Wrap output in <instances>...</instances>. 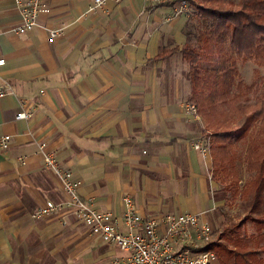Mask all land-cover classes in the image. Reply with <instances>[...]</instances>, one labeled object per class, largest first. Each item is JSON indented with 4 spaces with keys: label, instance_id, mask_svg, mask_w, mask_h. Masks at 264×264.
<instances>
[{
    "label": "crops",
    "instance_id": "0c3cea01",
    "mask_svg": "<svg viewBox=\"0 0 264 264\" xmlns=\"http://www.w3.org/2000/svg\"><path fill=\"white\" fill-rule=\"evenodd\" d=\"M91 2L43 0L38 24L19 34L14 2L0 0V85L13 90L0 97V137L9 135L0 144V264H125V251L71 213L32 216L45 200L63 198L37 152L41 141L100 210L120 216L129 194L143 216L198 214L212 240L229 223L209 156L193 147L204 124L185 108L187 66L178 52L156 58L183 46L187 16L167 20L171 5L143 0L90 11ZM18 99L30 118H14Z\"/></svg>",
    "mask_w": 264,
    "mask_h": 264
},
{
    "label": "trees",
    "instance_id": "16d2710c",
    "mask_svg": "<svg viewBox=\"0 0 264 264\" xmlns=\"http://www.w3.org/2000/svg\"><path fill=\"white\" fill-rule=\"evenodd\" d=\"M188 1L185 43L161 48L156 58L178 52L187 66V101L209 138L212 181L239 185L235 162L238 146H244L241 194L252 193L247 215L222 228L205 248L220 264H264V0ZM250 222L253 233L247 235Z\"/></svg>",
    "mask_w": 264,
    "mask_h": 264
},
{
    "label": "built area",
    "instance_id": "2783aa9c",
    "mask_svg": "<svg viewBox=\"0 0 264 264\" xmlns=\"http://www.w3.org/2000/svg\"><path fill=\"white\" fill-rule=\"evenodd\" d=\"M19 12V20L13 26L15 33H24L38 24V16L44 10L43 0H12ZM107 1L118 3L121 0H92L89 10L102 8ZM152 5H171L172 15L167 20L191 12L188 0H143ZM51 36L59 33L58 29L49 31ZM5 62L0 58V65ZM13 93L8 85H0V97ZM19 109L15 119H28L32 111L28 110L23 99H18ZM187 111L197 119L199 115L193 103H185ZM9 140V135L0 137L3 146ZM194 149L203 157L209 155L208 138L202 137L193 144ZM37 152L41 156L43 167L56 178L63 198L53 201L47 199L32 213L33 217L48 216L56 213H71L82 222L87 231L109 244L116 245L126 252L125 264H212L216 254L206 249L207 243L215 235L209 223L198 214L179 212L164 213L158 216H143L136 210L131 195L122 196V211L120 216L100 210L92 203L83 200L78 194L80 180L75 178L72 170L64 167L56 158L53 149L44 141L38 142ZM18 161L25 162V156H18ZM65 224V221H63Z\"/></svg>",
    "mask_w": 264,
    "mask_h": 264
},
{
    "label": "rangeland",
    "instance_id": "374dc122",
    "mask_svg": "<svg viewBox=\"0 0 264 264\" xmlns=\"http://www.w3.org/2000/svg\"><path fill=\"white\" fill-rule=\"evenodd\" d=\"M181 20H184V16L181 17ZM199 119L202 120L200 116H199ZM243 155H244V146H238L237 157H236V162H235V165L238 171V177H239L238 186L232 185L229 188H224L225 184L223 182H221L220 180L218 181L214 180L215 181L214 183H216L219 187L220 195L223 193L226 195V197L225 196L224 197L226 198V204L228 206V209H225L228 214V220H229L228 224L236 223L240 219H242L244 216H246L247 213L249 212V208L251 205L252 193L248 195L241 194V189L242 190L244 189L243 185L247 178V174L245 172L244 161H243ZM208 156H209L208 158L211 161L210 168H209V173H210V178H211L212 172H213V166H212L213 158H212L211 152H209ZM235 189H238L239 193L234 196L233 192ZM245 227H246V234L251 235L253 233V226L251 222L247 223Z\"/></svg>",
    "mask_w": 264,
    "mask_h": 264
}]
</instances>
